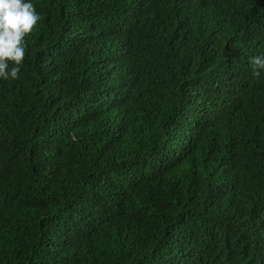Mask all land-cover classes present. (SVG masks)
I'll return each instance as SVG.
<instances>
[{"label": "trees", "instance_id": "obj_1", "mask_svg": "<svg viewBox=\"0 0 264 264\" xmlns=\"http://www.w3.org/2000/svg\"><path fill=\"white\" fill-rule=\"evenodd\" d=\"M32 2L0 264H264V0Z\"/></svg>", "mask_w": 264, "mask_h": 264}, {"label": "clouds", "instance_id": "obj_2", "mask_svg": "<svg viewBox=\"0 0 264 264\" xmlns=\"http://www.w3.org/2000/svg\"><path fill=\"white\" fill-rule=\"evenodd\" d=\"M41 15L32 0H0V80H17L25 59V38ZM256 73H264V55L250 60Z\"/></svg>", "mask_w": 264, "mask_h": 264}]
</instances>
